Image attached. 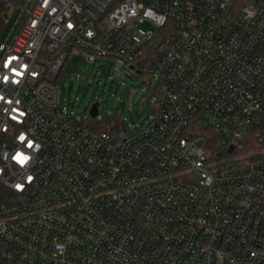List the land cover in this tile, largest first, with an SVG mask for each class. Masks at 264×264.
<instances>
[{"label": "built area", "instance_id": "1", "mask_svg": "<svg viewBox=\"0 0 264 264\" xmlns=\"http://www.w3.org/2000/svg\"><path fill=\"white\" fill-rule=\"evenodd\" d=\"M15 26L0 264H264V0H27ZM77 52L158 80L144 129L70 118L60 78Z\"/></svg>", "mask_w": 264, "mask_h": 264}, {"label": "rangeland", "instance_id": "2", "mask_svg": "<svg viewBox=\"0 0 264 264\" xmlns=\"http://www.w3.org/2000/svg\"><path fill=\"white\" fill-rule=\"evenodd\" d=\"M5 1L6 17L0 44L15 32L16 23L27 0H19L16 6ZM147 5V0H139ZM142 28L156 32L145 23ZM161 40L156 34L154 42ZM62 107L73 121L87 118L94 104L99 105L97 121L117 116L121 123L133 130H142L151 121L158 104V80L152 76H114L111 64L106 61H88L81 52L69 56L60 78Z\"/></svg>", "mask_w": 264, "mask_h": 264}, {"label": "trees", "instance_id": "3", "mask_svg": "<svg viewBox=\"0 0 264 264\" xmlns=\"http://www.w3.org/2000/svg\"><path fill=\"white\" fill-rule=\"evenodd\" d=\"M6 7L7 5L5 1L0 0V36L4 30ZM62 72H63V69H62ZM75 122H77L78 124L82 126L88 127L94 131L115 130L122 125L120 119L117 116H115L113 119L106 118L105 120H102V121H97L96 118H91L90 116H88L87 118H84V120L82 121H75Z\"/></svg>", "mask_w": 264, "mask_h": 264}, {"label": "water", "instance_id": "4", "mask_svg": "<svg viewBox=\"0 0 264 264\" xmlns=\"http://www.w3.org/2000/svg\"><path fill=\"white\" fill-rule=\"evenodd\" d=\"M99 114V105L96 103L94 105H92L90 111H89V115L91 118H96Z\"/></svg>", "mask_w": 264, "mask_h": 264}, {"label": "snow or ice", "instance_id": "5", "mask_svg": "<svg viewBox=\"0 0 264 264\" xmlns=\"http://www.w3.org/2000/svg\"><path fill=\"white\" fill-rule=\"evenodd\" d=\"M26 159V158H25Z\"/></svg>", "mask_w": 264, "mask_h": 264}]
</instances>
